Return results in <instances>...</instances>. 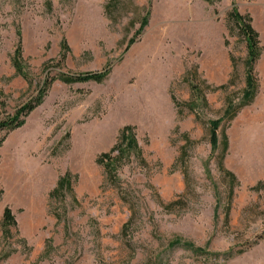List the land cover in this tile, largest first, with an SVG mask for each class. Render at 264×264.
Returning <instances> with one entry per match:
<instances>
[{"label":"rangeland","instance_id":"374dc122","mask_svg":"<svg viewBox=\"0 0 264 264\" xmlns=\"http://www.w3.org/2000/svg\"><path fill=\"white\" fill-rule=\"evenodd\" d=\"M0 264H264V0H0Z\"/></svg>","mask_w":264,"mask_h":264},{"label":"trees","instance_id":"16d2710c","mask_svg":"<svg viewBox=\"0 0 264 264\" xmlns=\"http://www.w3.org/2000/svg\"><path fill=\"white\" fill-rule=\"evenodd\" d=\"M231 16L235 20V26L238 28L239 33L244 36L245 41L247 43L248 56H249L248 67L249 69L250 68L252 69V64L259 57L258 34L250 24L249 20H247V18L241 16L236 12L231 14ZM145 24H146V20L142 23L141 27H144ZM109 71H110V67H106L100 72H86L83 75H68L66 73H61L59 74V76H57V79L65 83L83 82V81H94L96 83H100L106 78ZM52 81H54V79H52ZM253 85H254V77L250 76L249 74V76H247V90L244 92V97L246 98V102H244L242 105L249 102L254 97L255 91H253ZM44 93H45L44 91L40 92L39 95L34 100L29 101L28 103L19 107L16 111L15 116L11 120L1 124L2 125L1 129H5V128L14 129L21 126L22 120L20 119V117L26 116L33 109H35V107H37V105L40 103L41 99L43 98ZM229 113H230V109H227L226 114L228 115ZM219 124H220V120H212L210 122V126H211L210 142L213 146V150L216 148L218 141L217 128L219 127ZM124 139H126V137L123 134V140ZM127 144L129 147H132L133 145H135V140L131 139L129 142H127ZM223 145L225 150L227 148V137L225 134H223ZM113 149H114L113 151H118L119 149H121V147H119L118 145ZM120 157H121L120 155L111 157V154H103L100 157V163H102V165L104 166V169L110 179L113 177L115 170V164L113 165V162L116 163ZM221 169L224 170L222 163H221ZM65 179L66 178H62L59 180V187H62L65 184L64 183ZM11 224H14V219L11 215L10 210L6 208L3 213L2 226H9Z\"/></svg>","mask_w":264,"mask_h":264},{"label":"bare ground","instance_id":"6f19581e","mask_svg":"<svg viewBox=\"0 0 264 264\" xmlns=\"http://www.w3.org/2000/svg\"><path fill=\"white\" fill-rule=\"evenodd\" d=\"M12 173H13V172L11 171V168H10L9 170H7V175H8V177L12 178V176H11Z\"/></svg>","mask_w":264,"mask_h":264}]
</instances>
